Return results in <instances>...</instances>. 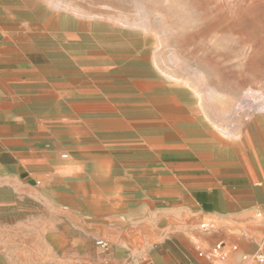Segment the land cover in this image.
I'll return each mask as SVG.
<instances>
[{"label":"crops","instance_id":"obj_1","mask_svg":"<svg viewBox=\"0 0 264 264\" xmlns=\"http://www.w3.org/2000/svg\"><path fill=\"white\" fill-rule=\"evenodd\" d=\"M6 1L0 226L43 224L60 249L105 241L95 260L75 264H264V121L236 156L224 149L232 141L188 136L186 124L187 136L165 147L156 121L149 143L146 103L95 102V41L70 39L63 25L12 22ZM225 1L235 21H264V0ZM205 222L217 229L203 231Z\"/></svg>","mask_w":264,"mask_h":264},{"label":"rangeland","instance_id":"obj_2","mask_svg":"<svg viewBox=\"0 0 264 264\" xmlns=\"http://www.w3.org/2000/svg\"><path fill=\"white\" fill-rule=\"evenodd\" d=\"M6 7L12 22L63 25L70 39L95 41V102L146 103L149 143L156 121L165 147L187 136L186 124L189 136L232 141L224 149L236 156L264 121V21H235L225 0H7ZM44 228L0 226V264L89 263L95 247H105L92 239L60 249Z\"/></svg>","mask_w":264,"mask_h":264},{"label":"built area","instance_id":"obj_3","mask_svg":"<svg viewBox=\"0 0 264 264\" xmlns=\"http://www.w3.org/2000/svg\"><path fill=\"white\" fill-rule=\"evenodd\" d=\"M63 157H67V155H64ZM200 228L203 230V231H206V232H214L216 229H217V226L215 223H212V222H205V223H202L200 225ZM97 246H100V247H104L106 245L105 241L103 240H98L96 242ZM214 253L216 255H218L220 258H223L224 255L222 253V244L218 243L215 247H214ZM261 261L264 262V258L261 259Z\"/></svg>","mask_w":264,"mask_h":264},{"label":"bare ground","instance_id":"obj_4","mask_svg":"<svg viewBox=\"0 0 264 264\" xmlns=\"http://www.w3.org/2000/svg\"><path fill=\"white\" fill-rule=\"evenodd\" d=\"M101 48V47H100ZM97 49V48H96ZM99 49V48H98ZM143 56V55H142ZM141 56V57H142ZM137 61V60H136ZM142 62V61H141ZM134 63V62H133ZM137 63V62H136ZM143 63V62H142ZM135 64V63H134ZM137 64H139V62L137 63ZM129 65V64H128ZM140 65V64H139ZM127 66V65H126ZM146 66V65H145ZM140 67V66H139ZM113 69V68H112ZM70 71V70H69ZM161 71V70H160ZM159 71V72H160ZM95 72H97V71H95ZM99 72V71H98ZM109 72V71H108ZM135 72V71H134ZM145 72V71H144ZM101 73V72H100ZM146 73V72H145ZM136 74V73H135ZM139 74H140V71H139ZM147 74H150V73H148L147 72ZM162 74V73H161ZM167 75V74H166ZM121 76V75H120ZM168 76V75H167ZM171 77V76H170ZM129 79V78H128ZM115 82V81H114ZM117 83V82H116ZM128 83V82H127ZM120 84V83H119ZM130 84V83H129ZM128 84V85H129ZM123 85V84H122ZM171 86V85H170ZM174 86V85H173ZM178 86V85H177ZM105 87V86H104ZM124 87V86H123ZM172 88V87H171ZM176 88V87H175ZM113 89H114V87H113ZM156 89V88H155ZM177 89V88H176ZM110 90V89H109ZM108 90V91H109ZM115 90V89H114ZM132 90V89H131ZM112 91V90H111ZM116 92H117V90H115ZM121 91V90H120ZM133 91V90H132ZM110 92V91H109ZM133 92H135V91H133ZM108 93V92H107ZM112 93V92H111ZM118 93H119V91H118ZM121 93H124V92H121ZM129 93V92H128ZM136 94H137V91L135 92ZM161 92H159V94H160ZM164 93V92H163ZM170 93V92H169ZM180 93V92H179ZM101 94V93H100ZM131 94V93H130ZM155 94H157V93H155ZM153 95V94H152ZM133 99V98H132ZM135 100V99H134ZM124 101V100H123ZM133 101V100H132ZM181 102V101H180ZM132 106V105H131ZM123 110V109H122ZM147 110V109H146ZM149 110V109H148ZM136 111V110H135ZM134 110H133V113L135 112ZM143 111H145V110H143ZM143 111H142V113H143ZM131 112V111H130ZM130 112H128V116H129V113ZM154 112H156V111H154ZM123 113V112H122ZM150 113V112H149ZM102 115H103V113H102ZM104 115H106V113H104ZM114 115H115V113H114ZM116 115H117V113H116ZM134 115H135V113H134ZM152 115H153V112H152ZM81 116V115H80ZM84 116H86V113H84ZM154 116V115H153ZM117 117V116H116ZM125 117H126V115H125ZM155 117V116H154ZM96 118H98V117H96ZM85 119V118H84ZM100 119H101V117H100ZM130 125V124H129ZM180 125V124H179ZM132 127V126H131ZM186 129V128H185ZM191 129H193V128H191ZM162 130V129H161ZM152 131V130H151ZM154 131V130H153ZM168 132H169V130H168ZM118 133V132H117ZM112 134H114V133H112ZM134 134V133H133ZM152 134V133H151ZM101 135V134H100ZM108 135V134H107ZM139 135V134H138ZM200 135V134H199ZM105 136V135H104ZM110 136H111V134H110ZM117 136H119L118 134H117ZM189 136V135H188ZM150 137V136H149ZM100 138H103V137H100ZM201 139V138H200ZM165 141V140H164ZM184 141H185V139H184ZM191 149V148H190ZM195 149V148H194ZM194 149H192V150H194ZM184 150H186V149H184ZM169 151V150H168ZM189 154V153H188ZM174 155V154H173ZM186 155V154H185ZM165 156V155H164ZM184 156V155H183ZM177 157V156H176ZM246 164V163H245ZM251 173V172H250Z\"/></svg>","mask_w":264,"mask_h":264}]
</instances>
